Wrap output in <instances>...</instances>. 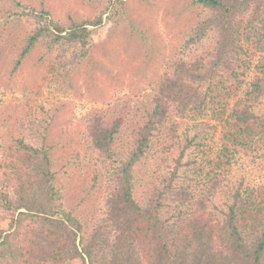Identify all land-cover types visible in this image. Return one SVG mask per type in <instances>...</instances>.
Wrapping results in <instances>:
<instances>
[{"label": "trees", "instance_id": "16d2710c", "mask_svg": "<svg viewBox=\"0 0 264 264\" xmlns=\"http://www.w3.org/2000/svg\"><path fill=\"white\" fill-rule=\"evenodd\" d=\"M0 1L6 8H0L1 56L2 37L13 34L17 26L11 24L20 20L12 10L22 0ZM81 2L98 12L64 21L49 17L43 5L25 13L35 19L34 27L20 38L12 73L38 46L39 63L55 49H73L76 64H86L91 28L123 3ZM195 5L202 15L183 36L143 120L127 130L121 110L116 116L97 110L85 123L87 145L110 177L103 208L90 225L77 209L66 207L65 189L56 180L48 146L55 116L27 120L0 139V264H264V228L240 223V187L228 185L225 171L206 169L189 151L193 138L177 135L175 125L164 133L170 109L182 118L211 108L213 120L226 124L228 141L255 126L264 133V114L258 113L264 61L245 81L251 62L239 44L243 31L244 40L253 37L256 48H263L264 0H196ZM216 77L236 87L244 81L245 98L228 110L225 89L211 86ZM141 169L143 176L149 169L150 176L142 177Z\"/></svg>", "mask_w": 264, "mask_h": 264}, {"label": "rangeland", "instance_id": "374dc122", "mask_svg": "<svg viewBox=\"0 0 264 264\" xmlns=\"http://www.w3.org/2000/svg\"><path fill=\"white\" fill-rule=\"evenodd\" d=\"M81 1L22 0L21 6L12 10L20 15V20L11 24L17 26L13 34L2 37L0 139L17 132V127L27 120L47 121L55 116L48 146L56 180L65 189L66 207L77 209L84 223L90 225L103 208L110 177L83 136L89 115L102 110L116 116L121 110L119 115L127 130L142 121L144 109L150 107L149 98L156 93L168 64L179 52L183 36L202 12L195 5L196 0H122L123 4L112 14L103 16L100 26L91 28L92 49L84 60L86 64H76L73 49H55L39 63L42 47L38 46L12 73L20 38L34 27L35 19L25 13L31 8L38 12L43 5L49 17L64 21L69 16L80 18L91 11L98 12L96 6L95 10L83 8ZM0 8L6 10L1 1ZM244 36L241 31L239 44L246 52L243 58L251 62L245 77L248 81L258 73L256 65L264 61V46L256 48L255 38L246 41ZM219 79L211 81V86L219 91L225 89L229 110L237 100L245 98L247 84L243 81L236 87L233 82L224 84ZM258 113L264 114V100L258 103ZM213 116L212 108L202 114L189 111L182 118L170 109L164 133L173 124L177 135L193 138L195 146L189 151L204 160L206 169L213 166L225 171L228 185L234 189L239 186L244 194L240 223L264 228V133L255 126L231 142L224 136L226 124L213 120ZM126 136L127 133L122 134L121 143L126 142ZM146 171L143 176V169L140 170L144 178L150 176L149 169ZM72 264L80 263L76 260Z\"/></svg>", "mask_w": 264, "mask_h": 264}]
</instances>
